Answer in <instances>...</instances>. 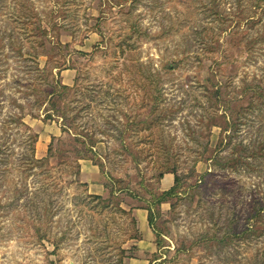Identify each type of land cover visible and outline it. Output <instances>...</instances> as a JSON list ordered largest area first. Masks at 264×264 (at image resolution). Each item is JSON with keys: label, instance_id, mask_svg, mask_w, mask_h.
Here are the masks:
<instances>
[{"label": "rangeland", "instance_id": "374dc122", "mask_svg": "<svg viewBox=\"0 0 264 264\" xmlns=\"http://www.w3.org/2000/svg\"><path fill=\"white\" fill-rule=\"evenodd\" d=\"M139 256L264 264V0H0V264Z\"/></svg>", "mask_w": 264, "mask_h": 264}, {"label": "trees", "instance_id": "16d2710c", "mask_svg": "<svg viewBox=\"0 0 264 264\" xmlns=\"http://www.w3.org/2000/svg\"><path fill=\"white\" fill-rule=\"evenodd\" d=\"M80 54L86 55V53H84V52H80ZM174 65H176V63H174ZM175 68L176 67H172L170 65V63H167L165 65L166 71H172ZM140 75H144V74H140ZM157 75H158V73L157 74L156 73H152L151 74V72H150L149 76L144 75L145 77L147 76L145 79H147V82H148V85H149V88H148L149 89V94L148 95L150 96L151 102H150V99L148 100V102H149V104H152L151 112L152 111L153 112L158 111L159 108H160V104L164 101L162 99V96H161V93H160L161 89L158 86L159 85V79L157 80ZM157 81H158V83H157ZM58 84H59V88H60L59 90L61 91V93L59 94V96H62V93L64 91H68V90L71 89L70 86L63 84L61 81ZM250 89L247 88L246 89V92H245V95H243V96L246 97L247 95H249L250 93H252L251 92L252 89L251 90ZM56 94H57V92H52L51 93V96H57ZM220 94H221V90L219 88H217L215 91H213V94H212V95H214V98H215L214 100H215V102L217 104H220L219 103L220 102L219 101ZM253 96L254 95L252 94L251 97H250V99H252ZM258 96H260L261 98H263V96H261V95H258ZM152 99H153V102H152ZM54 105H56V103L53 102L52 103V106H54ZM55 110H57V108H55ZM51 117H52V115H48L47 116V118H51ZM158 117H160V116L155 117L153 119V122L152 123L151 122H146V124L149 125L148 128H150L151 126H158L159 125L160 119ZM224 117L225 118H228L229 117L228 121H225V125L221 124L219 121H217L216 124L215 123L212 124L214 126L221 125V126H219L221 128V135H223L224 133H226L231 128V123H232L231 118H230V114H228L226 112ZM63 131L65 132L67 130H63ZM151 141L154 142V140H151ZM82 143H83L84 148L83 147L82 148H77V156H78V159H80V160H91V161H93V163L95 165H98L100 168H102V164L99 162L98 157H97L98 156L97 152L90 145L85 144V142H82ZM223 146H225V138L224 137H220L219 138V141L217 143L216 149H218V151H220L223 148ZM48 154L51 155V156H53L52 143L49 145V152H48ZM207 160H210V161L213 162L214 158H208ZM216 161L217 160H215V162ZM169 173L175 175L173 186L171 188H169L168 190L163 191L159 195H154L153 196L154 200L153 201H150L149 204H148V206L145 208L148 211V221H149V225L152 228L154 226V218H155V212H156L155 209H154V207L155 206H158V205L160 206L163 203L169 202L170 201V198L173 197V196H175L178 193V187H179V183L178 182H179L180 178H179L178 174L176 173V171L174 169L166 170L165 173L162 174V176H164L165 174H169ZM72 174L75 176V178L77 177V179H78V176L80 175V167H79V169L77 171L73 172ZM116 182H120V181L119 180L115 181L114 182V185L117 184ZM82 185L85 186L87 184L84 183ZM113 193H114V191H113ZM97 198L100 199V196H97ZM261 210L262 209H260L259 211H257L255 213V217L256 218L262 216L261 215ZM157 242H158V240H157Z\"/></svg>", "mask_w": 264, "mask_h": 264}, {"label": "crops", "instance_id": "0c3cea01", "mask_svg": "<svg viewBox=\"0 0 264 264\" xmlns=\"http://www.w3.org/2000/svg\"><path fill=\"white\" fill-rule=\"evenodd\" d=\"M84 183L87 184L88 182L86 181ZM149 226L150 225H149V221H148V211H147L145 214H143V219L140 220V222H139V228L141 229V231L143 233L144 240H146V239H149V240L152 239L153 240V238H152L153 234H152L151 229L149 228ZM144 240H141L140 243H142ZM140 243L137 244L138 245L137 247L139 248V253H141L143 251V247L140 245ZM136 258H139V259H136ZM130 260H133V262H131L130 264H148V261H146V259H144V260L142 258L140 259V256L139 257H135V259L131 258Z\"/></svg>", "mask_w": 264, "mask_h": 264}]
</instances>
